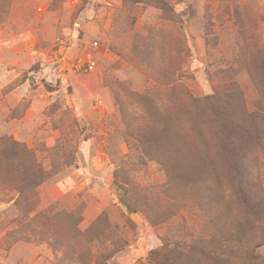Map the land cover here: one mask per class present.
<instances>
[{"label": "rangeland", "instance_id": "obj_1", "mask_svg": "<svg viewBox=\"0 0 264 264\" xmlns=\"http://www.w3.org/2000/svg\"><path fill=\"white\" fill-rule=\"evenodd\" d=\"M251 113L264 0H0V264H264V221L220 234L264 189L216 134Z\"/></svg>", "mask_w": 264, "mask_h": 264}, {"label": "trees", "instance_id": "obj_2", "mask_svg": "<svg viewBox=\"0 0 264 264\" xmlns=\"http://www.w3.org/2000/svg\"><path fill=\"white\" fill-rule=\"evenodd\" d=\"M219 138V149L223 155L222 160L225 164V169L231 180L243 181L244 175L248 170L245 164L238 163V159H246L244 154L250 150L242 151L238 149L240 142H244L247 147H254L258 142L261 146L264 145V114L251 113L249 120L245 124L228 125L223 123L221 130L216 133ZM233 137L239 138V143L232 140ZM209 156H205L203 159H208ZM209 165H214L209 158ZM213 170H217L214 168ZM235 174V177H234ZM263 186V185H261ZM264 189H258V192L244 193L242 192L241 207L237 210L236 217L228 230L220 232V234L227 238L232 244L227 249V253L233 255L234 247L243 244L248 241L251 231L254 229L257 222L264 221ZM224 199L218 197V199ZM125 204V203H124ZM127 205V204H125ZM258 208V209H257ZM233 220V218H231ZM240 254H244L250 259L256 258L254 249L246 247L241 250Z\"/></svg>", "mask_w": 264, "mask_h": 264}, {"label": "built area", "instance_id": "obj_3", "mask_svg": "<svg viewBox=\"0 0 264 264\" xmlns=\"http://www.w3.org/2000/svg\"><path fill=\"white\" fill-rule=\"evenodd\" d=\"M93 45H94V46L97 45V41H94V42H93ZM93 66H94V61L89 59L88 62H87V67H88L89 69H92Z\"/></svg>", "mask_w": 264, "mask_h": 264}]
</instances>
